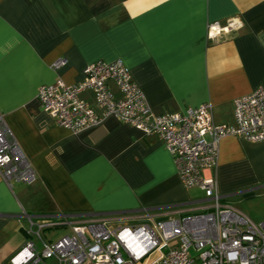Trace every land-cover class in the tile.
Segmentation results:
<instances>
[{"label":"crops","instance_id":"crops-1","mask_svg":"<svg viewBox=\"0 0 264 264\" xmlns=\"http://www.w3.org/2000/svg\"><path fill=\"white\" fill-rule=\"evenodd\" d=\"M229 20L237 26L207 36L209 22ZM117 58L154 113L209 102L215 123H232L233 99L264 89V0H0V115L36 173L12 187L0 176V264L27 240L23 209L178 217L210 204L183 186L155 134L114 116L74 133L42 109L40 85L79 82L88 63ZM204 175L216 177L224 202L264 219V140L221 138Z\"/></svg>","mask_w":264,"mask_h":264},{"label":"built area","instance_id":"built-area-1","mask_svg":"<svg viewBox=\"0 0 264 264\" xmlns=\"http://www.w3.org/2000/svg\"><path fill=\"white\" fill-rule=\"evenodd\" d=\"M208 23L207 36L236 27ZM65 60H59L57 68ZM112 82L119 95L110 88ZM90 91L94 103L82 93ZM42 109L57 125L78 132L114 116L144 134H155L170 152L183 186L201 189L211 199L197 212L178 217H112L78 214H29L24 209L27 236L8 264H264V219L253 221L223 201L215 176L204 171L217 165L219 142L225 136L264 140V89L233 99V122L215 123L212 105L203 102L183 113L156 114L122 60H95L83 69L81 81L62 79L40 85ZM0 176L7 185L31 184L36 173L0 115ZM133 225V226H131ZM64 229L56 238L43 231Z\"/></svg>","mask_w":264,"mask_h":264},{"label":"rangeland","instance_id":"rangeland-1","mask_svg":"<svg viewBox=\"0 0 264 264\" xmlns=\"http://www.w3.org/2000/svg\"><path fill=\"white\" fill-rule=\"evenodd\" d=\"M130 216H132V215H130V214L123 215L124 218L130 217ZM131 226H133V225H131ZM63 233H64V229L58 228V229H53V230H50V231H43L42 235L46 239L47 238L56 239V238L60 237ZM46 262L51 264L52 260L51 259H47ZM38 264H42V262L38 263Z\"/></svg>","mask_w":264,"mask_h":264},{"label":"trees","instance_id":"trees-1","mask_svg":"<svg viewBox=\"0 0 264 264\" xmlns=\"http://www.w3.org/2000/svg\"><path fill=\"white\" fill-rule=\"evenodd\" d=\"M247 197H250V195L246 194Z\"/></svg>","mask_w":264,"mask_h":264}]
</instances>
